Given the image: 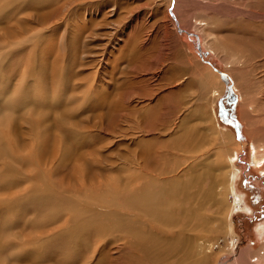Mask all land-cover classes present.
<instances>
[{"label":"rangeland","instance_id":"1","mask_svg":"<svg viewBox=\"0 0 264 264\" xmlns=\"http://www.w3.org/2000/svg\"><path fill=\"white\" fill-rule=\"evenodd\" d=\"M172 2L17 0L0 16V198L47 184L58 194H79V207L94 212L100 209L94 194L132 175L141 178L140 167L154 180L182 175L199 160L217 169V153L232 155L237 144L234 191L227 197L237 204L233 234L219 222L196 234L198 243L217 242L216 264H238L264 238V179L249 154L251 144L264 148V0ZM205 68L216 77L202 85L198 74ZM7 166L26 181L8 177ZM36 206L0 207V264L107 263L100 237L64 260L57 240L27 244L30 235L67 224L62 217L37 227L43 210ZM122 252L111 260L130 264Z\"/></svg>","mask_w":264,"mask_h":264},{"label":"bare ground","instance_id":"2","mask_svg":"<svg viewBox=\"0 0 264 264\" xmlns=\"http://www.w3.org/2000/svg\"><path fill=\"white\" fill-rule=\"evenodd\" d=\"M16 1L0 0V16H3V13L9 9L8 7L16 3ZM167 2L168 7L173 5L171 0H167ZM17 29L19 28L17 27ZM19 40H22V38ZM19 42L22 43V41ZM230 67H233L235 73L237 72L236 66L232 65ZM204 70L205 74H198L202 85L204 83L207 84L210 77H216L211 68H205ZM233 91L236 94L240 93V90L236 89L235 85ZM246 111L243 110L242 112L243 118H249L248 113L245 114ZM244 114L248 116L245 117ZM8 116L11 119L13 113ZM207 118L215 125V113L211 114L210 112ZM260 149L251 144L249 154L253 167L259 172V176L264 179V155L258 158L259 151H257ZM238 151L239 146L236 144L232 155L224 156L217 153V169L210 167V163L206 166L204 164L206 161L200 164L202 160L196 161L198 164H195V162L194 165H190V163L186 167L187 169H184L185 171L180 172L184 177L178 174L173 175L171 172L170 176L168 175L164 179L154 177V180L153 178H147L151 176L150 172L148 173L143 167H140L137 170L142 172L141 178L134 180L132 175V180H124L119 184V187L107 188L106 192H99L91 198L87 197L100 205V209L94 212L86 211L79 207L80 204L78 205L77 201H75L77 198L79 199V194L76 195L77 197L72 198L64 192L58 194L50 185L45 184L40 187L38 183L33 184L32 187H26L21 196L13 198H8L7 194L5 195L7 198H2L1 196L0 207L8 206L10 208L13 204L21 201L34 202L37 205L36 207L41 206L43 210L42 218H40L41 220L38 222L39 225L37 227L48 225L51 222L53 224L54 221L58 222L62 217H65L67 224L64 227L58 226V228L52 229V232L45 236L38 231L37 235L40 238L36 237L37 235L34 233V237L30 235L31 237L26 240L27 244L35 246L36 244L47 245L48 242L57 240L60 242L58 244L60 251L58 250V252H60L62 260L70 256L69 254L76 253L80 246H85L89 243L90 238L95 236L106 241L104 246H107L106 250L110 256L106 264H118V261L111 259L120 251H127L130 264H216L217 260L213 261L212 256L214 246L218 245L217 242L208 240V245H205V241L198 243L200 237L196 233L198 232L197 230L214 226L216 222H219V228L222 232L228 236L233 234L230 217L235 209L236 201L233 200L234 203L230 202V204L227 197L234 191L237 171L234 163L238 159ZM261 151L264 152V148ZM21 157L24 156L22 155ZM143 158V162H145V157ZM205 160L208 159L205 158ZM189 161L193 162V160ZM138 164L139 166L141 165L137 163V167ZM6 172L8 177L19 179L13 169L9 170V166L6 167ZM125 177L124 179H126ZM19 180L26 181V178ZM187 202L190 204L189 206L185 205ZM207 205L213 208V214L205 215L202 213V210ZM197 226L200 228L194 230ZM263 229H260L259 233H262ZM211 231L215 230L212 229ZM211 231H208V233ZM205 235L202 236L205 237ZM208 236L206 235V237ZM262 239L261 247L254 252V256L250 257L242 253L236 258L239 262L238 264H264V238ZM195 242L196 246L194 245L193 248L192 244H195ZM4 244L2 236H0V254L5 248ZM233 247L234 244L231 243L228 250H233ZM192 249H194V252H192ZM91 259L93 260L94 256ZM92 263L100 264L99 261Z\"/></svg>","mask_w":264,"mask_h":264},{"label":"water","instance_id":"3","mask_svg":"<svg viewBox=\"0 0 264 264\" xmlns=\"http://www.w3.org/2000/svg\"><path fill=\"white\" fill-rule=\"evenodd\" d=\"M228 89H229V93H231V92H230V91H231L230 88H228ZM228 98H231V97H228ZM220 106H221V104H220ZM221 112L223 113V111H221Z\"/></svg>","mask_w":264,"mask_h":264},{"label":"flooded vegetation","instance_id":"4","mask_svg":"<svg viewBox=\"0 0 264 264\" xmlns=\"http://www.w3.org/2000/svg\"><path fill=\"white\" fill-rule=\"evenodd\" d=\"M220 112H221V108H220Z\"/></svg>","mask_w":264,"mask_h":264}]
</instances>
